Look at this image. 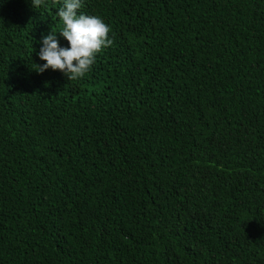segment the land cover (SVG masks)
Wrapping results in <instances>:
<instances>
[{
    "label": "trees",
    "instance_id": "obj_1",
    "mask_svg": "<svg viewBox=\"0 0 264 264\" xmlns=\"http://www.w3.org/2000/svg\"><path fill=\"white\" fill-rule=\"evenodd\" d=\"M60 6L0 0V264H264V0H82L76 81Z\"/></svg>",
    "mask_w": 264,
    "mask_h": 264
},
{
    "label": "clouds",
    "instance_id": "obj_2",
    "mask_svg": "<svg viewBox=\"0 0 264 264\" xmlns=\"http://www.w3.org/2000/svg\"><path fill=\"white\" fill-rule=\"evenodd\" d=\"M52 2L60 4L61 0ZM31 4L38 9L44 0H31ZM81 7L82 0H62L56 13L63 23L58 33L70 46L61 47L57 32L52 29L42 38L38 55L46 63L38 64L35 69L38 73L51 69L62 72L71 81L82 79L92 69L97 54L114 43L109 38L110 26L99 16L78 14Z\"/></svg>",
    "mask_w": 264,
    "mask_h": 264
}]
</instances>
